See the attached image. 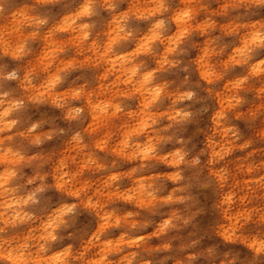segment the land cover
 I'll list each match as a JSON object with an SVG mask.
<instances>
[{
  "label": "clouds",
  "instance_id": "9594fccd",
  "mask_svg": "<svg viewBox=\"0 0 264 264\" xmlns=\"http://www.w3.org/2000/svg\"><path fill=\"white\" fill-rule=\"evenodd\" d=\"M0 264H264V0H0Z\"/></svg>",
  "mask_w": 264,
  "mask_h": 264
}]
</instances>
